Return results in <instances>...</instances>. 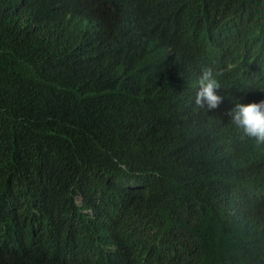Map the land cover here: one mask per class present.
Here are the masks:
<instances>
[{"label":"trees","instance_id":"trees-1","mask_svg":"<svg viewBox=\"0 0 264 264\" xmlns=\"http://www.w3.org/2000/svg\"><path fill=\"white\" fill-rule=\"evenodd\" d=\"M49 1L0 0V209L29 211L37 198L56 209L69 181L85 197L106 188L115 195L113 213L127 217L117 231L127 230L122 237L138 247L171 235L192 251V264H264V164L250 141L237 131L201 138L173 158L155 141L153 129L140 123L157 117L139 109L140 102L115 95L107 80L111 72L95 71L83 97L75 81L90 61L76 45L85 36L72 33L75 40L54 48L48 39L58 21ZM31 22L44 31L28 30ZM22 31L29 33L25 40ZM69 79L72 88H64ZM83 99V119L79 114L58 123L71 111L67 101ZM235 138L238 143L228 142ZM124 152L133 169L118 162ZM232 153L244 157L243 177L235 183L231 173L217 171ZM159 164L164 167L157 169ZM146 204L154 211L144 217L139 208ZM239 212L255 216L252 229L230 226L229 215Z\"/></svg>","mask_w":264,"mask_h":264},{"label":"clouds","instance_id":"clouds-1","mask_svg":"<svg viewBox=\"0 0 264 264\" xmlns=\"http://www.w3.org/2000/svg\"><path fill=\"white\" fill-rule=\"evenodd\" d=\"M49 4L58 21L48 39L55 42L54 48L60 50L75 40L73 35L85 36L76 45L81 58L90 61L75 81L83 97L95 71L111 72L107 80L115 86V95L140 102L139 109L157 117L155 122L140 123L153 129L155 141L171 157H178L183 145L237 131L264 164V21L259 23L264 0H50ZM28 30L44 31L35 22ZM22 32L18 34L22 40L29 37ZM64 88H72L71 79ZM85 102L67 101L71 111L63 112L58 123L79 115ZM84 117L80 114L77 119ZM243 158L238 153L224 156L217 171L231 173L235 183L243 177ZM118 162L132 168L125 152ZM110 187L120 193L119 186ZM63 191L67 194L56 209L42 205L39 198L29 211L26 206L19 212L0 209V264H183V259L192 264V251L171 235L143 247L124 239L127 230L117 229L127 217L113 213L110 201L115 195L106 188L89 191L85 197L76 182L69 181ZM139 210L144 217L154 211L147 204ZM229 222L238 231L252 229L255 216L239 212L236 218L229 215Z\"/></svg>","mask_w":264,"mask_h":264},{"label":"bare ground","instance_id":"bare-ground-1","mask_svg":"<svg viewBox=\"0 0 264 264\" xmlns=\"http://www.w3.org/2000/svg\"><path fill=\"white\" fill-rule=\"evenodd\" d=\"M226 262V261H225Z\"/></svg>","mask_w":264,"mask_h":264}]
</instances>
